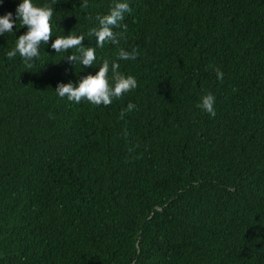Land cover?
<instances>
[{"label":"trees","instance_id":"obj_1","mask_svg":"<svg viewBox=\"0 0 264 264\" xmlns=\"http://www.w3.org/2000/svg\"><path fill=\"white\" fill-rule=\"evenodd\" d=\"M33 2L54 8L49 45L83 35L97 60L42 44L27 68L0 37V264H264V0H128L103 47L89 31L114 0ZM105 59L137 88L99 107L56 96ZM207 93L215 117L195 107Z\"/></svg>","mask_w":264,"mask_h":264},{"label":"clouds","instance_id":"obj_2","mask_svg":"<svg viewBox=\"0 0 264 264\" xmlns=\"http://www.w3.org/2000/svg\"><path fill=\"white\" fill-rule=\"evenodd\" d=\"M4 0H0L2 5ZM87 0H84L82 7L87 8ZM131 8L128 0H114L107 15L97 16L98 27L90 29L89 35L95 37L97 47H103L106 42L112 45H118L120 34L114 33L113 28L120 27L121 22L125 19V14H131ZM54 14L52 6H37L33 0H19L15 13H5L0 16V37L12 33L15 36V43L6 55L8 59L19 56L25 64V67H33L36 59L40 58V49L43 44L50 47L55 53H68L70 49L76 51L70 55H64L72 66L79 65L83 69L93 68L96 62V49L83 45L85 40L83 35L67 34L57 36L52 40V24L50 23ZM17 21L20 22L21 28L26 31L16 37L13 31ZM139 53L135 50L132 52L119 49V60L135 61ZM63 58V59H64ZM95 74H89L80 79L77 83L69 81L68 83H58L54 90L56 96L66 99L69 102L79 104L82 99L94 106H108L113 100L120 99L124 94L137 88V80L134 76H125L120 72V64L117 61L103 60ZM217 80H223L224 73L215 69ZM111 74V76H109ZM215 96L211 93L204 94L200 101L195 105L202 112L211 117H215ZM136 110V105L128 103L126 108L121 111V118L127 113Z\"/></svg>","mask_w":264,"mask_h":264}]
</instances>
